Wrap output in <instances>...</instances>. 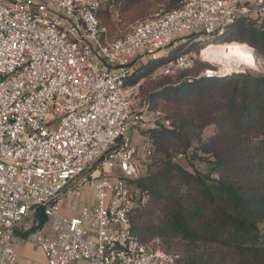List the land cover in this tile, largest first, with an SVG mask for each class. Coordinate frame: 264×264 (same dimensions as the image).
Segmentation results:
<instances>
[{
  "label": "built area",
  "instance_id": "built-area-1",
  "mask_svg": "<svg viewBox=\"0 0 264 264\" xmlns=\"http://www.w3.org/2000/svg\"><path fill=\"white\" fill-rule=\"evenodd\" d=\"M104 1L0 0V264L18 262L14 236L39 225L38 209L50 233L31 234L44 260L29 264H178L160 237L142 242L131 228L133 180L153 155L135 132L163 111L127 82L161 58L165 75L209 64L189 81L246 73L255 65L203 51L230 50L217 40L240 16L262 24L264 0H182L117 38L99 17ZM193 43L205 44L199 56H171Z\"/></svg>",
  "mask_w": 264,
  "mask_h": 264
},
{
  "label": "trees",
  "instance_id": "trees-1",
  "mask_svg": "<svg viewBox=\"0 0 264 264\" xmlns=\"http://www.w3.org/2000/svg\"><path fill=\"white\" fill-rule=\"evenodd\" d=\"M139 1L105 0L99 17L107 26L108 7L125 12ZM222 37L248 43L264 57V22L240 16ZM166 62L161 58L135 70L127 83ZM175 75L178 85L163 83L151 97L154 106L162 104L163 116L151 127H137L153 155L133 180L131 228L142 242L160 237L179 256L178 264H264V74L191 81L183 79L184 72ZM209 126L215 130L205 138ZM189 153L206 161L207 171L178 162ZM33 220L39 225L23 230L26 238L49 218L38 209Z\"/></svg>",
  "mask_w": 264,
  "mask_h": 264
},
{
  "label": "rangeland",
  "instance_id": "rangeland-1",
  "mask_svg": "<svg viewBox=\"0 0 264 264\" xmlns=\"http://www.w3.org/2000/svg\"><path fill=\"white\" fill-rule=\"evenodd\" d=\"M179 2H180V0H140L137 4L130 7V9L125 11V12H120L119 8L118 9L115 8V6L113 4V5H111L110 8L108 7V10H107L108 16L105 20L108 24L107 26L109 28V31L113 30V34L111 35V33H110V36L114 37V38L124 36L132 30L133 26L139 20L150 18L160 11H164V10H167L169 8L174 7ZM256 24L261 25L259 23H256ZM217 42H219V43L235 42V43H240V44L244 43V42H238L235 40H227L224 37L219 38L217 40ZM244 44H247L250 48H252L254 55L257 58V65L247 67V68H249L248 71H251L254 74H264V57L261 56L260 54H258L256 49H254V47H252L248 43H244ZM204 46H205L204 43H201V44L200 43H193L192 45H190L188 47L181 48L180 51L178 50V52H176L174 54V57L179 52H181V53H193L194 55L199 56L200 51L204 48ZM236 47L237 46L235 44H233L230 48L231 52L234 51ZM218 48H220V47H218ZM218 50L225 51L223 48H220ZM208 65L209 64L207 62H202L200 59H198L195 68L192 70H189V71H184V74L185 75H196L200 71V69L205 68ZM159 66L157 65L153 68L148 69V71L146 70V73H145L146 75L144 74L143 78L140 80V82H141V88H140L141 98L151 100V97L153 96V94H155V93L159 92L161 89H163V87H164L163 83L167 82L166 84L168 85L170 82V84L174 85L175 83H177L179 81L177 75H175V74L169 76V75H165L164 73H162L161 70L158 68ZM166 76H168V77H166ZM151 102H152V106L154 109L164 110L162 104H156L157 106L156 105L154 106L153 101H151ZM151 126H153V124L147 125V127H151ZM214 130H215V126H209L204 131V137L205 138L208 137L210 134H212L214 132ZM141 136H143L142 133L140 132V130H137V132H135V139L137 140V142H140ZM190 154L191 153H189L188 155L179 156L177 158L178 162H180L184 167H186L187 169H189L191 171H193L195 169H198L201 171H207V169H208L207 162L204 160L198 159V158L190 159ZM31 226H33L32 221L28 220L22 226L19 227L18 234H21V232L24 230V228L31 227ZM50 226H51V223L49 221L46 223V225H44V230L45 231L49 230ZM27 240L29 242H32L36 247H38V244L32 235H30ZM20 241H21L20 237L16 234L14 236V244L16 245L17 242H20ZM165 247H166V245H165Z\"/></svg>",
  "mask_w": 264,
  "mask_h": 264
},
{
  "label": "bare ground",
  "instance_id": "bare-ground-1",
  "mask_svg": "<svg viewBox=\"0 0 264 264\" xmlns=\"http://www.w3.org/2000/svg\"><path fill=\"white\" fill-rule=\"evenodd\" d=\"M237 47L234 51L231 52V50H218L223 47H214L209 48L203 51V55L205 58H208L212 61H221L224 58L230 59L229 62L232 64H253L257 65V58L254 55V52L252 48H250L247 44H240V43H234ZM232 46V45H231ZM218 48V49H217Z\"/></svg>",
  "mask_w": 264,
  "mask_h": 264
},
{
  "label": "crops",
  "instance_id": "crops-1",
  "mask_svg": "<svg viewBox=\"0 0 264 264\" xmlns=\"http://www.w3.org/2000/svg\"><path fill=\"white\" fill-rule=\"evenodd\" d=\"M28 228L30 227H26L24 228V230ZM44 232L50 233V229L47 231L44 230ZM16 234L20 237L21 240L20 242H17V244L15 245L16 251L19 255V259L16 264H29L27 258H36V259L44 260V255L42 250L39 247H36L32 242H29L27 240L29 237L26 238L22 234H18V231Z\"/></svg>",
  "mask_w": 264,
  "mask_h": 264
}]
</instances>
